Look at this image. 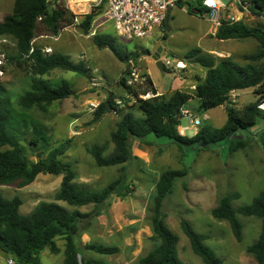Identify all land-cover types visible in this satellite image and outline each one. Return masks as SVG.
I'll use <instances>...</instances> for the list:
<instances>
[{"label":"trees","instance_id":"obj_1","mask_svg":"<svg viewBox=\"0 0 264 264\" xmlns=\"http://www.w3.org/2000/svg\"><path fill=\"white\" fill-rule=\"evenodd\" d=\"M204 0H180L179 8H186L188 14L204 17L208 10L203 6ZM251 12L264 16V0H252ZM103 12V6L83 16L78 22L75 15L65 5V0H15L13 13L0 22V37H11L16 42V54L8 60L18 68L29 67L31 83L29 89L19 98L21 111L38 108L42 111L53 102L62 101L74 94L72 84L66 80L52 85L44 77L54 70L72 72L83 78H90V69L85 63H74L61 53L45 54L34 47V41L40 36L58 37L69 27L77 26L83 35L88 36L95 18ZM164 40L167 38V31ZM218 40L253 39L258 43L255 53L246 55V64L241 65L232 58L219 59L205 53L200 48L187 52L185 59L206 70V78L199 82L193 93L175 91L170 96L158 95L151 78L143 74V86L132 89L126 85L128 69L119 79L117 86L126 94L136 99V108L125 111L110 93L107 100L100 105L95 121L107 112L115 111L120 117L116 128L110 134L113 144L112 152L107 154L105 144H94L86 149L88 155L98 167H118V176L100 190L91 189L76 182L73 166L64 161L66 145L51 147L42 125L28 117V113H18L10 97L0 92V186L17 185L20 188L31 185L40 174L62 176L60 188L55 194V201L40 202L29 215L20 212L22 199L18 196L8 199L0 195V253L9 255L15 264H42L40 253L45 249L52 254H59L58 239L65 241L64 260L62 264H99L85 257L91 251L100 255L111 256L120 251L115 246L87 244L81 246L80 236L87 232L92 222L106 212L110 199L117 197L125 200L132 194L128 183V167L138 161L133 155L132 145L139 141L151 146L150 136L165 137L176 144L181 151L184 147L202 148V144L219 145L230 143V152L244 150L249 142L256 141L264 154V114L258 110V103L264 100V28L249 26L243 21H234L222 17L221 25L215 34ZM94 44L106 48L120 62L129 66V61L136 62L137 53L129 52L111 35H94ZM149 50L143 55L149 56ZM163 70L166 67L163 65ZM253 89L255 101L242 108L229 102L232 92ZM153 95L143 100L139 95ZM193 99H197L196 112L204 115L208 111L224 107L227 121L221 128L204 125L193 137L181 135L178 129L184 110L189 108ZM261 126H258V124ZM258 131V132H255ZM29 134L30 146L41 151L45 156L35 163H30L22 142ZM187 170H166L155 182V194L149 209L152 236L151 242L157 247L150 251L137 264H186L178 253L179 237L165 222L164 202L172 194L177 180L187 176ZM238 193L222 196L212 216L220 221H227L237 241H242L243 225L238 216L254 217L261 221L259 238L247 247V253L253 256L257 264H264V190L253 199L251 204L239 208L233 202L239 199ZM57 202H64L75 209L69 210ZM92 206V210L83 213L81 207ZM181 229L188 238L192 251L204 264H225L216 253L206 245L207 237L194 230L192 225L182 219Z\"/></svg>","mask_w":264,"mask_h":264},{"label":"rangeland","instance_id":"obj_2","mask_svg":"<svg viewBox=\"0 0 264 264\" xmlns=\"http://www.w3.org/2000/svg\"><path fill=\"white\" fill-rule=\"evenodd\" d=\"M106 2L107 0H65L66 7L78 16V22H81L83 16L89 14L93 8L98 11L103 6V12L93 21L92 30L88 36L83 35L79 27L72 26L61 32L58 37L40 36L35 39L34 47L40 48L42 51L51 48L52 53L66 55L74 63L83 62L91 73L90 78H83L72 72L54 70L45 76L44 79L53 86L61 80L70 82L74 91L72 96L62 101L53 102L47 106L45 111L34 108L23 112L19 108L17 104L19 98L30 87V69L27 66L18 68L10 63L8 59L16 54V42L11 37H0V92L11 98L12 105L18 113H28L31 120L42 125L50 138L52 148L66 145L64 161L73 166L77 177L76 182L96 190L104 188L115 180L118 176V167H98L91 156L87 154L86 149L94 144H105L107 154L111 153L113 144L110 134L115 130L120 117L115 111H111L95 121L97 111L93 113L88 111V101L98 99L103 104L110 93H113L118 100L122 101L121 109H124L122 114L131 109L137 116H140V113L135 107L136 99L127 96L123 89L117 86L123 72L129 67L117 60L110 50L98 48L94 44L93 37L94 35H111L129 52L137 53L139 58L134 62V65L140 71L142 81L140 86H143L142 75L145 72L146 62L140 58L144 50L152 52L154 43L160 39L163 40L165 36L164 28L155 32L151 38L143 40L117 38L114 35L113 27L104 16ZM221 2L224 5L232 3L229 8L222 11L223 18L243 21L249 26L264 28V16L253 14L251 11L245 13L235 0H221ZM14 3L15 0H0V22L7 15L13 13ZM172 10L178 26L172 27L173 29L170 26L173 39L169 47L177 54L169 55L167 60L172 65L182 61L187 68L180 72L165 66L166 70H161L156 63L150 60L148 67L151 79L162 93L168 92L174 87L180 77L187 80L186 74L193 73L196 77L204 75V68L198 66V70H194L195 64L185 59L189 49L195 47L197 43L194 40L184 45L185 37L198 33V40L203 45L210 44V37H212L210 33L213 25L207 17L206 20L199 18L205 20L199 22L187 14L186 8H184L185 12L178 6ZM167 34L166 39L169 37V32ZM234 43L237 45L235 60L241 65L246 64L244 58L246 55L258 50V43L253 39L238 40ZM213 56L217 61L224 59L221 58L222 56ZM257 64L264 65V61ZM170 95L167 93L164 96ZM254 101V93L248 90L242 92L240 98H237L236 107L242 108ZM194 114L202 120L199 129L204 125L221 128L226 122V113L222 108L212 109L208 121L204 120L203 115ZM258 126L261 124L259 123ZM183 128H189L185 132V136H194L195 131L190 127L188 118L180 119L178 129ZM148 139L152 145L147 148L154 152L151 158L153 167L142 165L139 162H132L129 165L128 183L131 185L132 194L125 200H121L126 218L119 220L118 223L116 219L114 220L108 215L111 205L118 199L112 197L105 212L109 217L111 229L96 236L92 229L93 225H91L87 232L81 234V236L88 235L90 243L119 247L120 251L111 256L87 251L85 257L99 264H137L139 259L144 258L154 244L157 245L149 240L148 234H152L149 209L155 194L158 173L166 170L186 169L187 176L176 181L172 194L164 202L165 222L179 237L180 259L186 264H204L201 258L192 251L190 242L181 229L180 223L184 219L192 225L195 231L207 237L206 245L225 264H257L255 258L247 253V247L259 238L261 221L254 217L239 215L238 218L243 225V238L242 241H237L229 223L217 220L212 216V209L217 206L222 196L228 193H238L240 197L233 202V206L239 208L251 204L253 199L264 190V155L257 142L251 141L244 150L234 153L230 152L229 142L202 148L184 147L178 158L175 155L177 146L169 144L170 141L167 138L150 136ZM29 141L28 134L22 144L29 162L35 163L45 158L46 155L30 146ZM8 148L7 146L0 147L1 150ZM159 148L163 150V153L157 150ZM38 153H41L40 159L37 157ZM61 182L62 176L40 174L31 185L24 188H20L16 184L0 186V195L8 199L20 197L22 199L20 212L23 215H29L40 202L55 201V194L60 188ZM62 204L66 209H75L66 203ZM92 208L90 205L81 207L79 210L87 213ZM99 219L102 220V217L98 216L92 224ZM58 240V245L61 247L63 241L62 239ZM81 246H83L82 243ZM40 259L42 264H60L64 259V250L61 249L59 254H52L50 250L45 249L40 253ZM0 264H8V259L0 256Z\"/></svg>","mask_w":264,"mask_h":264},{"label":"built area","instance_id":"obj_3","mask_svg":"<svg viewBox=\"0 0 264 264\" xmlns=\"http://www.w3.org/2000/svg\"><path fill=\"white\" fill-rule=\"evenodd\" d=\"M178 1L179 0H107L104 16L106 21L113 27L114 35L117 38L126 40H143L152 37L156 30H162L165 28V21L169 16L170 11L177 7ZM235 1L245 13H249L251 11L252 0ZM231 5L232 3L224 5L221 0L203 1V6L208 10L205 16L215 27H219L221 25L222 11L229 8ZM43 52L45 54H51L52 49L46 48ZM164 66H169L180 72L186 70L187 68L186 64L182 61H178L175 65H172L170 61H166ZM128 67L126 85L132 89H137L142 83L140 71L137 67H135L132 60L129 61ZM127 96L134 98L129 94H127ZM138 97L140 99L147 100L152 98L153 95L151 96V94H146L139 95ZM229 102H237L235 92L230 94ZM116 103L121 108L122 101L117 100ZM100 105L101 103L98 99H91L87 103L88 111L93 113L98 110ZM257 107L258 110L264 114V100L260 101ZM201 122L202 120L199 116H192L190 125L196 132H198ZM186 130L187 129H181L180 134L185 135ZM262 130L264 137V128ZM8 264H14L13 260L8 259Z\"/></svg>","mask_w":264,"mask_h":264},{"label":"crops","instance_id":"obj_4","mask_svg":"<svg viewBox=\"0 0 264 264\" xmlns=\"http://www.w3.org/2000/svg\"><path fill=\"white\" fill-rule=\"evenodd\" d=\"M180 9L182 11H184V8H180ZM187 14H188V12H187ZM188 15H190V14H188ZM190 16H193L195 19L199 20V22H203V21L206 20V16H204V17H200V16H196V15H190ZM169 17H170V19H169V26H171V28L172 27L173 28L177 27L178 26V23L175 20V15H174V11L173 10L169 13ZM199 18H205V20H202V19H199ZM212 25H213V23H212ZM172 29H171V31H172ZM217 29H218V27H215L213 25V28H212L211 33H210L211 36H212V37H210V42H211L210 44H208V43H206V45L201 44L200 40H198V36H197L198 33H195V35L194 34H191L189 36H186L185 39H184V41H183V44L185 45L187 43H191V41L196 40L197 41L196 46L193 47V48H200L205 53L210 54L212 56L215 55V56H218V57L219 56L220 57L222 56L221 58H232L234 61H236L235 60V58H236L235 57V54H236V51H237V48H236L237 45L234 42H237L238 40L236 41V40H218V39H216L215 38V34L217 32ZM157 31H161V30H156L155 32H157ZM171 31L169 32L168 39H165V40L163 39L164 41L160 39V40L156 41L154 43V45H153V46H155L156 44H160L162 46L163 51L166 54V56L162 58L163 65H165L166 61H168L167 58L169 57V55L177 54V52L173 51L172 48L169 47V45L171 43V40L173 39L172 34H171ZM205 36H207V34H205ZM203 38H204V33H203ZM193 48H190L189 51L191 49H193ZM170 53H173V54H170ZM141 59L146 62L145 63L146 66L144 68L145 69V72L143 74H147L151 78L150 73H149V67H148L149 61L152 60L151 57H148L146 55H142V57L140 58V60ZM237 63H239V62H237ZM194 70H198V65L195 64ZM185 77H188V79L187 80H183V78L180 77L179 81H177V83L175 84V86L172 87L168 92L162 93L161 90H159L158 87H156L154 85V83H153V85L156 88V90L158 92V95H165L167 93L168 94H172L175 91H182V92H187V93H193L194 90H195V88H196V86H197V84L199 82H203L205 80V78H206V70L204 72V75H201L200 77H196L195 75H193V73L186 74ZM248 90H251L252 92L254 91L253 89H248ZM248 90L236 91L235 92V95L237 96V98L238 97L240 98L241 93L242 92H245V91H248ZM197 106H198L197 99H193L191 101V103H190L189 108H187L186 110H184L183 116L181 118H188V121H189V124H190L191 117L192 116H195V114L193 115V113H197L196 112ZM218 108H222L225 111V109L223 107H218ZM210 111H208L207 113H205L203 115L205 121H208L210 119V115H209ZM225 113H226V111H225ZM226 121H227V114H226ZM190 127L193 128L191 125H190ZM183 129H187L188 130L189 128H183ZM194 131H195V129H194ZM196 134H197V132L195 131L194 136ZM169 144L177 146L172 141H170ZM259 149H260V147H259ZM157 150H160L163 153V150L161 148H159ZM180 151H181L180 148L177 146V151L175 152V155H177L178 158L180 156ZM132 152H133V155L138 158V161H135V162H139L140 164L149 166L151 168L153 167L152 162H151V158H152V156H153L152 154H154V152L150 148H147L146 145L142 144L139 141H134L133 142V145H132ZM261 152H262V150H261ZM262 154H263V152H262ZM152 173H153V171H152ZM161 174H162L161 172L158 173L157 180L159 179V177H160ZM57 203L60 206L64 207V205L62 204L64 202H57ZM106 214L107 213L100 215L99 217H102V220L101 219H99V221L96 220L92 224L93 225V228L92 229L94 230V233H95L96 236L101 235L103 232H105V230L111 229L110 226H109V217H108V215L111 216L112 218H114V220L116 219L117 222L119 220H122V219L126 218V215L124 213V208H123L122 201L119 198L117 200H115L114 204L111 205L110 209L108 210V215H106ZM113 227L115 229V226H113ZM148 236L151 237L152 234L149 233ZM62 241H63V245L61 247H59V245H58L59 240L57 241V245L60 248V252H61V249L65 250V241L63 239H62ZM80 242L82 243L83 246H85L87 244H91L90 243V237L88 235H85V234L82 235V236H80ZM100 245H102V244H100ZM157 245L154 244V246L152 247V249L150 251H152L154 248H156ZM0 256L2 257L1 253H0ZM62 263H63V261L60 264H62Z\"/></svg>","mask_w":264,"mask_h":264},{"label":"water","instance_id":"obj_5","mask_svg":"<svg viewBox=\"0 0 264 264\" xmlns=\"http://www.w3.org/2000/svg\"><path fill=\"white\" fill-rule=\"evenodd\" d=\"M180 1V0H179ZM169 19L170 17L168 16L166 21H165V30L167 32L171 31V28L169 26ZM151 57V59L156 63L157 67L159 69H163V62H162V58L166 56L165 52L163 51V48L160 44H156L153 47V51L150 53L149 55ZM214 145V144H213ZM202 147H208L207 144H202ZM40 155L41 153H38L37 157L40 159ZM2 257H4L5 259L9 258V255L7 253L1 252Z\"/></svg>","mask_w":264,"mask_h":264}]
</instances>
